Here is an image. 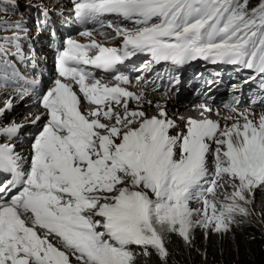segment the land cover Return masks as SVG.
Listing matches in <instances>:
<instances>
[{"label": "snow or ice", "instance_id": "obj_1", "mask_svg": "<svg viewBox=\"0 0 264 264\" xmlns=\"http://www.w3.org/2000/svg\"><path fill=\"white\" fill-rule=\"evenodd\" d=\"M73 4L81 23L112 29L122 44L106 47L90 31L80 33L90 38L87 45L67 40L58 73L72 83L57 79L41 98L47 120L28 172L20 169L14 146L0 143V172L14 177L0 183V264H139L136 248L143 256L154 250L167 264L169 235L190 242L195 227L227 231L236 216L250 215V197L264 187V112H240L224 126L190 118L181 131L164 108L150 118L130 110L128 101L139 96L102 84L85 66L117 72V65L146 53L157 63L239 65L264 80V0L255 7L249 0ZM106 16L123 26L105 25ZM0 23L8 30L6 20ZM115 80L131 84L123 74ZM77 91L97 106L87 115ZM20 127L0 126V137Z\"/></svg>", "mask_w": 264, "mask_h": 264}, {"label": "trees", "instance_id": "obj_2", "mask_svg": "<svg viewBox=\"0 0 264 264\" xmlns=\"http://www.w3.org/2000/svg\"><path fill=\"white\" fill-rule=\"evenodd\" d=\"M249 3L255 7L259 0ZM167 245V264H264V230L243 218L227 231L195 227L190 242L171 234ZM137 258L139 264H163L158 257L145 259L138 254Z\"/></svg>", "mask_w": 264, "mask_h": 264}, {"label": "rangeland", "instance_id": "obj_3", "mask_svg": "<svg viewBox=\"0 0 264 264\" xmlns=\"http://www.w3.org/2000/svg\"><path fill=\"white\" fill-rule=\"evenodd\" d=\"M24 0H21L23 2ZM20 2V1H19ZM20 2V4H22ZM23 5V4H22ZM254 95L257 97V108H259L261 111L264 110V94H257V92H253ZM257 199H255V197ZM263 200H262V199ZM252 200V203L247 205L250 211V215L248 216H241L247 222L251 223L252 225H257L258 223L261 225V228L264 230V193H261L259 191L255 192L252 197H250ZM259 201V202H258Z\"/></svg>", "mask_w": 264, "mask_h": 264}, {"label": "bare ground", "instance_id": "obj_4", "mask_svg": "<svg viewBox=\"0 0 264 264\" xmlns=\"http://www.w3.org/2000/svg\"><path fill=\"white\" fill-rule=\"evenodd\" d=\"M44 1V0H43ZM42 0H40L38 3H41V2H43ZM90 112V111H89ZM150 114H151V112H148V114H147V116L149 117L150 116ZM219 118L220 119H222V120H226V119H224V115L222 114V113H219ZM255 197V199H257L256 198V196H254ZM262 199V198H261ZM263 200V199H262ZM259 202V201H258Z\"/></svg>", "mask_w": 264, "mask_h": 264}, {"label": "clouds", "instance_id": "obj_5", "mask_svg": "<svg viewBox=\"0 0 264 264\" xmlns=\"http://www.w3.org/2000/svg\"><path fill=\"white\" fill-rule=\"evenodd\" d=\"M240 218H243V217H241V216H236V218H235V222H233V223H231L230 225H229V228L228 229H231V227L234 225V224H236L237 223V221L240 219ZM244 219V218H243ZM245 220V219H244ZM245 221H247V220H245ZM209 229H211V228H209Z\"/></svg>", "mask_w": 264, "mask_h": 264}]
</instances>
